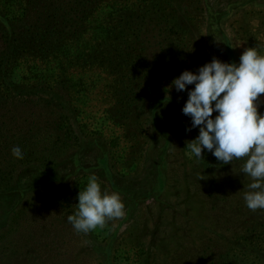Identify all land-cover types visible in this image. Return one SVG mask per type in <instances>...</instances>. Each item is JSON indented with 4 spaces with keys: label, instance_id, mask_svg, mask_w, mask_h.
I'll use <instances>...</instances> for the list:
<instances>
[{
    "label": "rangeland",
    "instance_id": "rangeland-1",
    "mask_svg": "<svg viewBox=\"0 0 264 264\" xmlns=\"http://www.w3.org/2000/svg\"><path fill=\"white\" fill-rule=\"evenodd\" d=\"M246 1L171 0L169 9H176L184 24L181 37L201 49L192 52L198 53V64L185 59L176 68L170 64L177 58L160 56V28L152 31L147 22L137 29L136 5L106 2L94 10L90 29L117 36L132 60L120 79L129 89L146 88L142 110L127 124L113 113L104 74L76 71L60 88L50 61L13 66L9 89L0 88V264H142L145 259L146 264H199L201 256L220 252L241 235L248 213L243 194L251 182L241 172L246 158L225 169L221 161L209 171L202 168L201 162L216 157L206 150L203 159L191 153L188 145L199 129L182 112L187 89L178 92L171 82L213 57L231 62L213 23ZM0 4L9 17H18L17 0ZM221 23L237 60L249 45L232 29L250 24L264 36V0L240 7ZM130 25L138 38L131 36ZM4 49L0 34L2 54ZM258 112L264 113V94ZM41 123L50 140L38 132ZM14 142L24 149L20 158L11 152ZM93 174L103 190L120 194L124 215L77 233L67 217ZM211 194L221 195L218 206Z\"/></svg>",
    "mask_w": 264,
    "mask_h": 264
},
{
    "label": "trees",
    "instance_id": "trees-1",
    "mask_svg": "<svg viewBox=\"0 0 264 264\" xmlns=\"http://www.w3.org/2000/svg\"><path fill=\"white\" fill-rule=\"evenodd\" d=\"M170 1L17 0L19 15L12 18L5 9L1 8L0 4V34L5 41L3 54L2 51L0 52V55L2 54L0 56V88L9 89L10 71L16 63L23 60L38 59L54 63L57 66L55 87L60 88L67 83L69 74L71 76L76 71L81 76L100 72L105 75V91L109 94L107 98L114 102L113 113L119 114L125 124L131 122L133 117L142 110L140 103L146 95L143 93L146 88L140 86V88L129 89L126 87L120 79V73L125 71L130 64L132 65L131 58H128V55L120 48L117 36L111 34L110 31H103L101 34L95 29L91 30L87 20H90L98 6L106 2L136 5L137 13L133 14L132 18L137 20V29L142 31L143 26L148 22L150 30L156 31L159 30L156 27H159L162 31L161 40L163 42L159 47L163 49L160 56L167 60L177 58L175 64L169 63L173 68L181 65L185 59H189L192 64L196 60L198 64V53L192 55V52L195 50L200 52L201 49L191 46L186 38L181 37L180 26L183 28L184 24L182 20L180 23L177 20V10L169 9ZM255 1L247 0L243 4L234 6L214 20L213 27L219 34L222 48L230 57L231 62H239V58L236 60L234 56L233 40L226 32H223L221 20L232 13L237 15L240 7ZM249 25L235 26L232 30L236 31L240 42H243L245 38L249 47H257L261 54H264V36H260V31ZM196 29H199L198 26ZM134 30L131 25L128 27L131 36L138 38ZM141 33L145 34V30ZM184 34H187V30ZM189 36L191 37L190 34ZM185 51L189 52L185 54ZM162 57L159 60L161 63ZM128 60L131 62L129 63ZM11 98L10 94L8 100ZM37 130L45 134V140H50V134L43 123L37 127ZM45 140L38 142L37 145H44ZM13 145H18V142H14ZM212 161L213 163L204 161L200 165L209 171L213 168V164L219 162L216 158ZM221 166L223 169L227 168V164ZM211 195L218 206L217 201L221 195ZM247 211L246 217L242 220L241 235L231 239L228 246L220 252L201 256L199 264H264V210L253 212L247 209ZM146 261L147 259L143 260L142 264H146Z\"/></svg>",
    "mask_w": 264,
    "mask_h": 264
},
{
    "label": "clouds",
    "instance_id": "clouds-1",
    "mask_svg": "<svg viewBox=\"0 0 264 264\" xmlns=\"http://www.w3.org/2000/svg\"><path fill=\"white\" fill-rule=\"evenodd\" d=\"M189 85L194 87L188 89ZM171 86L188 91L182 112L199 129L188 145L191 153L203 159L202 152L209 151L223 164L246 158L241 172L251 182L243 194L245 205L253 212L264 210V113L258 112V99L264 94V54L247 47L238 63L213 57L195 72L182 71ZM11 152L17 158L25 155L20 145ZM77 200L74 214L67 217L77 233L87 234L124 215L120 194L103 190L95 174Z\"/></svg>",
    "mask_w": 264,
    "mask_h": 264
}]
</instances>
